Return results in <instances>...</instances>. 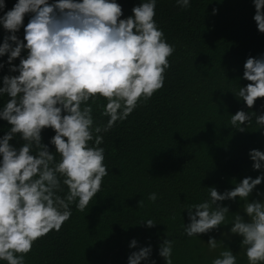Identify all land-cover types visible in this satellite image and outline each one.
Masks as SVG:
<instances>
[{"label": "clouds", "instance_id": "clouds-1", "mask_svg": "<svg viewBox=\"0 0 264 264\" xmlns=\"http://www.w3.org/2000/svg\"><path fill=\"white\" fill-rule=\"evenodd\" d=\"M251 2L257 30L264 33V0ZM175 3L190 6V0ZM156 4L140 0L131 15L121 18L117 0H16L7 11L5 0H0V27L5 30L0 57L7 54L6 60L0 59V69L8 65V73L0 76V120L9 125L0 135V264H25L24 254L34 241L59 231L71 216L70 203L83 211L100 192L109 175L100 133L125 120L141 99L163 87L168 57L175 51L154 19ZM22 27L21 39L17 33ZM17 58L19 63H13ZM242 79L249 83L232 92L251 108L264 97V53L246 58ZM98 97L106 100L103 128L94 124L88 103ZM253 113L258 129H264V111L257 115L237 110L231 114L232 125L245 131ZM44 129L54 132L47 144ZM17 137L23 141L19 146L11 143ZM248 157L258 174L246 175L222 192L208 187L209 199L183 208L189 220L183 233L193 237L227 226L221 236L241 237L248 264H264V191L257 188L264 182V150L249 149ZM62 185L67 186L63 197L58 194ZM148 199L155 201L157 193H149ZM225 200L239 203L231 223L225 222L230 212L221 203ZM141 222L147 227L157 224L152 219ZM217 241L209 235L207 244L214 249ZM128 246L136 250L127 256V264H156L150 243L139 245L132 238ZM172 254L173 241L166 237L158 255L172 264ZM211 264H237V258L228 246Z\"/></svg>", "mask_w": 264, "mask_h": 264}, {"label": "trees", "instance_id": "trees-1", "mask_svg": "<svg viewBox=\"0 0 264 264\" xmlns=\"http://www.w3.org/2000/svg\"><path fill=\"white\" fill-rule=\"evenodd\" d=\"M15 2L5 0L4 11ZM117 2L122 5L121 18H126L140 0ZM254 12L251 0H190L188 7L175 0H157L154 19L175 49L168 57L163 87L141 99L125 120L100 133L109 169L100 192L83 211L70 203L71 216L59 231L51 230L34 241L24 254L25 264H127V256L136 250L128 246L132 238L139 245L150 243L156 264H165L158 247L166 237L173 241L172 264H211L228 246L237 264H248L241 237L221 236L227 226L186 236L183 226L189 220L183 208L209 199L210 186L222 192L242 177L258 174L248 151L264 150V129H258L254 113L245 122V131L231 123L237 110L257 115L264 111V97L248 108L234 95L239 86L249 83L242 79L246 58L264 53V33L257 30ZM28 19L26 14L24 24ZM17 34L23 38V27ZM4 35L0 27V42ZM6 58L7 54L0 57ZM7 73L5 64L0 76ZM88 103L94 124L103 128L108 119L102 114L106 100L98 97ZM7 127L0 120V135ZM52 135L53 130L44 129L43 142L47 144ZM11 143L19 146L23 141L17 137ZM62 188L58 194L63 197L67 186ZM257 188L264 191V182ZM152 192L157 193L155 201L148 199ZM221 203L229 206L225 222L231 223L239 203ZM142 219L157 224L147 227L139 223ZM209 235L218 239L214 249L207 244Z\"/></svg>", "mask_w": 264, "mask_h": 264}, {"label": "rangeland", "instance_id": "rangeland-1", "mask_svg": "<svg viewBox=\"0 0 264 264\" xmlns=\"http://www.w3.org/2000/svg\"><path fill=\"white\" fill-rule=\"evenodd\" d=\"M252 197H250V199H251ZM239 208V207H238ZM240 210V209H239ZM232 235V237H239L238 235H235V234H231Z\"/></svg>", "mask_w": 264, "mask_h": 264}]
</instances>
